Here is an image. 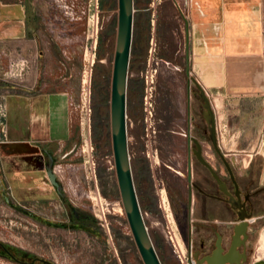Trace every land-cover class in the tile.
<instances>
[{
    "label": "rangeland",
    "instance_id": "rangeland-1",
    "mask_svg": "<svg viewBox=\"0 0 264 264\" xmlns=\"http://www.w3.org/2000/svg\"><path fill=\"white\" fill-rule=\"evenodd\" d=\"M26 1L35 8V0ZM45 1L56 6L55 0ZM45 1L43 6L48 8L50 5ZM75 2L79 18L76 54L65 59L61 39L41 23L38 53L25 69L22 80L0 71V87H6V95L19 84L35 82L38 87L44 74H48V78L51 76L64 85L68 83L72 102L70 139L61 146L45 147L54 157L53 169L63 170L57 175L60 194L47 179L48 156L39 151L31 160L32 165L13 170L5 162L2 150L5 142L0 143V264H144L124 210L112 139L111 92L119 0H100L98 44L93 63L92 54L88 52L86 56L85 51L89 34L88 0ZM184 7L185 0H134L129 94L141 74H156L159 89L176 78L175 86L183 93L187 64L186 18L180 9ZM60 10H56L58 16L62 14ZM54 12L50 16L54 17ZM192 88L198 91L194 84ZM2 95L0 91V101ZM195 106L200 116V104L197 102ZM137 112L139 109L129 107L134 123L137 122L133 115ZM253 114L257 117L253 126H248L247 120L240 116L239 120L224 122V137L218 144L244 186L261 190L254 198L248 264H264V255H260L264 251V138L257 142L262 129L258 125L261 115ZM136 133L139 130L129 127V137ZM233 135H239L241 141L231 142ZM234 156L248 159V166L233 163ZM26 174L34 176H30L29 188L21 182ZM74 210L85 218L82 225H75ZM145 222L162 264H181L170 239L173 237L177 242L176 233L180 241L172 214L160 220L145 217ZM181 254L188 258L185 250Z\"/></svg>",
    "mask_w": 264,
    "mask_h": 264
},
{
    "label": "flooded vegetation",
    "instance_id": "flooded-vegetation-1",
    "mask_svg": "<svg viewBox=\"0 0 264 264\" xmlns=\"http://www.w3.org/2000/svg\"><path fill=\"white\" fill-rule=\"evenodd\" d=\"M184 80L183 93L175 86L176 78L159 89L156 74H141L131 94L127 85L128 154L144 220L166 219L172 214L180 237L179 241L174 233L177 242L170 238L174 252L185 250L193 264H210L207 258L231 252H236L233 264H248L254 198L261 190L246 188L231 165L229 169L227 154L215 150L204 118V100L199 90L192 88L194 83L187 74ZM197 102L200 116L195 112ZM132 106L139 109L133 115L137 123L129 116ZM129 127L139 133L129 137ZM42 152L48 156V163L50 156L54 161L45 147ZM54 188L60 194V183L59 188ZM237 203L241 207L237 208ZM74 212L75 225H82L85 218ZM243 212L250 216L247 235L236 238Z\"/></svg>",
    "mask_w": 264,
    "mask_h": 264
},
{
    "label": "crops",
    "instance_id": "crops-1",
    "mask_svg": "<svg viewBox=\"0 0 264 264\" xmlns=\"http://www.w3.org/2000/svg\"><path fill=\"white\" fill-rule=\"evenodd\" d=\"M185 6L190 72L211 101L218 142L224 137V122L240 116L253 126L257 120L253 112L261 115L259 142L264 138V0H185ZM40 25L35 8L26 0H0V46L19 49L33 60ZM47 75L38 87L35 82L19 84L8 95L6 87H0V102L8 108V136L2 150L13 170L32 165L42 147L61 146L70 139V88ZM239 137L233 135L230 141L240 142ZM30 176L21 182L27 185Z\"/></svg>",
    "mask_w": 264,
    "mask_h": 264
},
{
    "label": "water",
    "instance_id": "water-1",
    "mask_svg": "<svg viewBox=\"0 0 264 264\" xmlns=\"http://www.w3.org/2000/svg\"><path fill=\"white\" fill-rule=\"evenodd\" d=\"M134 12V0H119L118 35L111 92L113 149L121 198L139 253L144 264H162L144 220L132 178L128 154L127 85L134 34ZM186 32V74L191 78L192 82L199 90V95L204 100V118L209 126L213 146L217 152H220L217 138L216 118L211 101L200 83L194 77H191L188 29ZM50 158L51 162L46 165L47 176L52 185L59 188V182L53 169L54 161L51 156ZM228 167L231 170L229 163ZM236 207L239 208L241 205L237 203ZM240 220L241 224L236 228V238L241 234H244L245 236L247 235L250 216L246 215L244 212L240 213ZM234 257H236V252H231L223 257L216 255L214 258H207V260L210 264H225L226 262L233 264Z\"/></svg>",
    "mask_w": 264,
    "mask_h": 264
},
{
    "label": "built area",
    "instance_id": "built-area-1",
    "mask_svg": "<svg viewBox=\"0 0 264 264\" xmlns=\"http://www.w3.org/2000/svg\"><path fill=\"white\" fill-rule=\"evenodd\" d=\"M45 0H35V12L41 23L54 35L61 39L62 52L64 58L69 60L70 56L77 53V43L79 42L77 29L78 19L76 17V2L75 0H55L56 6L52 2H46L50 6L44 7ZM61 8V15L58 16L56 10ZM87 8L90 14L87 26V43L85 47L86 56L88 52L92 54V63L95 59L98 32H99V14H100V0H88ZM47 10V11H46ZM55 11V12H54ZM184 18L187 17L186 6L180 9ZM54 12L55 16H50ZM60 33V35H59ZM90 43V44H89ZM90 45V46H89ZM30 63L27 57L21 50L12 49L6 45L0 46V71L4 72L5 76L15 80H22L25 69ZM157 71V70H156ZM8 108L3 101L0 102V143L7 141L8 124H7ZM55 171V170H54ZM106 221V218H104ZM181 264H193L190 257H182L180 252H177Z\"/></svg>",
    "mask_w": 264,
    "mask_h": 264
},
{
    "label": "bare ground",
    "instance_id": "bare-ground-1",
    "mask_svg": "<svg viewBox=\"0 0 264 264\" xmlns=\"http://www.w3.org/2000/svg\"><path fill=\"white\" fill-rule=\"evenodd\" d=\"M84 83L87 84L86 78L84 80ZM88 89L90 90V86H89ZM184 104H185L184 103V99H182V105L184 106ZM248 161H249L248 159L246 161L245 158L243 159L242 157H238V156H236V158H235V163H237V164H243L244 166H248V164H249ZM55 172H56L57 175H59V173H63V170L62 169H59V168H55ZM260 255L261 256L264 255V251L263 250L260 251Z\"/></svg>",
    "mask_w": 264,
    "mask_h": 264
},
{
    "label": "trees",
    "instance_id": "trees-1",
    "mask_svg": "<svg viewBox=\"0 0 264 264\" xmlns=\"http://www.w3.org/2000/svg\"><path fill=\"white\" fill-rule=\"evenodd\" d=\"M43 263H45V261H42Z\"/></svg>",
    "mask_w": 264,
    "mask_h": 264
}]
</instances>
